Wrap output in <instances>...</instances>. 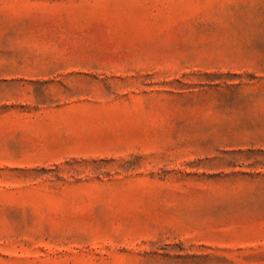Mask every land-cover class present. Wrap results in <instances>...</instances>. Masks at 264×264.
I'll use <instances>...</instances> for the list:
<instances>
[{
  "label": "rangeland",
  "instance_id": "1",
  "mask_svg": "<svg viewBox=\"0 0 264 264\" xmlns=\"http://www.w3.org/2000/svg\"><path fill=\"white\" fill-rule=\"evenodd\" d=\"M0 264H264V0H0Z\"/></svg>",
  "mask_w": 264,
  "mask_h": 264
}]
</instances>
